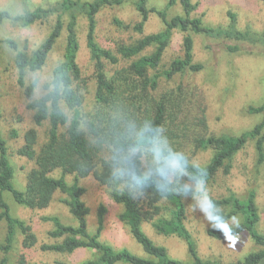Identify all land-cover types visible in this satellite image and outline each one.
Here are the masks:
<instances>
[{"label": "trees", "instance_id": "1", "mask_svg": "<svg viewBox=\"0 0 264 264\" xmlns=\"http://www.w3.org/2000/svg\"><path fill=\"white\" fill-rule=\"evenodd\" d=\"M126 2L133 4L138 20L123 23L114 19L118 26L142 34L150 13L154 12L162 24L161 29L142 34L132 43L119 42L114 50L100 46L95 38L98 12L105 6H120ZM177 3L182 13L168 15L167 10ZM195 9L192 0H168L162 8L149 7L147 0H56L52 5L25 9L18 14L0 10V24L8 19L21 26L56 14L48 35L30 53L19 49L13 39L3 40L14 51L16 82L27 99V108L33 111V123L38 127L45 124V135L41 140L35 128L26 130L23 144L17 149L19 155L34 162L26 175L24 190L14 187V168L6 140L0 135V222L6 225L0 251L8 253L12 249L17 233L22 236L23 247L37 242L31 225L11 214L3 193L9 192L19 205L43 209L58 191L65 195L61 200L75 223H65L58 216L44 217L52 222L47 234L55 241L43 243L42 250L58 253H72L79 248L92 250L94 258L81 264H220L198 254L185 224L186 200L194 194L196 184L212 180L219 172L228 174L234 156L248 140H254L257 161L264 160V115L252 129L240 134H213L207 128L199 92L182 85L160 95H156V90L160 77L170 79L177 73L202 68L201 63L193 61L192 33L252 44L260 42L263 47L264 34L249 28L239 30L231 11H228L227 26L206 25L194 15ZM79 15L86 18L85 42L94 64L92 105L88 110L84 109V79L77 62ZM175 30L182 33V55L158 71ZM61 34L62 57L43 84V93L37 97V81L27 80V73L44 66ZM146 48L151 51L133 58ZM239 48L237 44L226 47L229 52ZM120 58L133 59L108 74L104 62L117 64ZM247 110L253 114L263 113L264 101L257 106L250 105ZM11 136L16 137L17 132L12 130ZM198 147L212 149L210 159L204 164L190 158V149ZM154 148L164 156L179 158L181 167L161 175L158 169L163 161L156 160ZM55 170H60L59 176L53 175ZM129 172L142 183L133 184ZM66 174H74L72 183L66 180ZM90 174L108 188L114 202L122 205L119 218L147 256H138L127 248L115 249L100 239L106 213L103 204L97 209L95 230H88L89 209L82 199L86 189L77 179ZM210 199L216 215L229 223L233 218L239 222V227H233V237L247 233L257 247L227 264H264V233L257 229L260 216L255 191L248 190L242 198L230 191L223 196H210ZM144 221L159 235L181 238L186 243L190 262L171 257L164 245L155 243L143 230ZM211 223L207 234L216 239L226 238L215 221ZM17 264L28 263L20 255Z\"/></svg>", "mask_w": 264, "mask_h": 264}, {"label": "rangeland", "instance_id": "2", "mask_svg": "<svg viewBox=\"0 0 264 264\" xmlns=\"http://www.w3.org/2000/svg\"><path fill=\"white\" fill-rule=\"evenodd\" d=\"M55 1L27 0L24 3L22 0H0V10L4 9L11 14H18L25 9L52 5ZM167 1L147 0V3L149 7L162 8ZM192 2L196 4L194 15L200 17L206 25L227 26L229 23L228 11H231L235 14L236 27L239 30L249 28L264 34V0H192ZM167 12L168 15H175L181 14L182 10L177 3L171 6ZM55 19L56 14H51L46 19L38 20L29 26H21L8 19L0 24V135L6 140L8 146L9 158L14 168L13 184L18 190L25 189L26 175L34 166V162L19 155L17 149L23 144L24 132L30 128H35L40 139H44L45 124L40 127L34 125L33 111L27 108V99L22 88L16 82L14 51L3 40L13 39L19 49L30 53L48 35ZM114 19L123 23H134L138 20V14L131 2L120 6H105L98 12L95 29L96 41L100 46L112 50L119 42L132 43L142 34L158 31L162 27L154 12L150 13L142 34L118 26ZM86 27V18L79 15L77 62L84 79V109L88 110L92 105L94 64L86 47ZM192 36L193 61L201 63L202 68L197 71L188 70L184 73H177L170 79L160 77L156 95L174 89L178 85L192 87L196 92H199L204 104L207 128L211 133L237 135L252 129L264 115V112L253 114L247 110L250 105L257 106L264 101L263 45L260 42L255 44L237 42L196 33H192ZM63 44V34H61L44 66L38 71L27 73V80L37 81L35 94L37 97L43 93V84L49 80L52 69L62 57ZM228 44H237L240 48L236 52H229L226 49ZM150 51L151 48H146L133 58ZM181 55L182 33L175 30L163 53L158 71L167 68L173 59ZM132 59L120 58L117 64L105 61L107 73L112 74L116 69L126 66ZM12 130L17 132L16 137L11 136ZM190 151L191 160L198 164L206 163L212 155V149L198 147L191 148ZM53 175L59 176L60 170H55ZM65 178L69 183H72L75 176L66 174ZM77 182L86 189L82 199L89 209L88 230L90 232L95 230L97 209L100 204H103L106 207V213L100 239L115 249L127 248L138 256H147L141 245L130 234L128 226L120 220L119 213L122 211V205L111 199L108 188L100 184L91 174L79 177ZM251 189L255 191L260 216L257 229L264 233V160L257 161L254 140H248L234 156L228 174L219 172L212 180L196 184L194 194L186 200L185 224L196 244L198 254L203 259L227 264L235 262L246 253L257 249L247 233L234 236L232 240L216 239L209 236L206 229L212 223L199 208V197L203 191H206L209 197L223 196L234 191L242 198ZM3 196L10 207L11 214L31 225L37 242L31 247H23L22 236L17 233L12 249L8 253L0 251V264H17L20 255L25 257L28 264H81L83 261L94 258L95 253L85 248H79L72 253H58L41 249L43 243L55 241L47 234V231L52 228V222L44 220V217L58 216L65 223H75L67 206L61 200L65 197L63 193L57 191L50 204L43 209H30L19 205L9 192H4ZM236 221L235 218L230 223ZM142 228L155 243L164 245L171 257L185 263L190 262L186 243L181 238L175 235H159L147 221L143 222ZM5 233L6 225L4 222H0V244L4 242ZM116 264L126 263L118 262Z\"/></svg>", "mask_w": 264, "mask_h": 264}, {"label": "clouds", "instance_id": "3", "mask_svg": "<svg viewBox=\"0 0 264 264\" xmlns=\"http://www.w3.org/2000/svg\"><path fill=\"white\" fill-rule=\"evenodd\" d=\"M153 152L157 161H163L162 167L158 169L161 175H165L168 170L181 167V161L179 158L172 155L164 156L158 148H154ZM128 175L133 184L140 185L142 183L139 177L134 173L129 172ZM201 188H203V185H201ZM199 208L208 220L215 221V225L224 233L226 239L232 240L234 238L232 235L233 227H239V222L236 221L234 224H230L222 217L216 215V208L206 191H203L199 197ZM233 220H235V218H233Z\"/></svg>", "mask_w": 264, "mask_h": 264}]
</instances>
